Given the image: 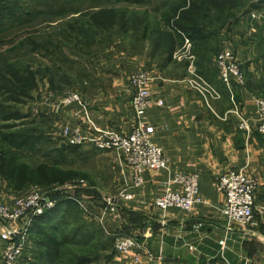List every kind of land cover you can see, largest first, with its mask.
<instances>
[{
  "label": "rangeland",
  "instance_id": "rangeland-1",
  "mask_svg": "<svg viewBox=\"0 0 264 264\" xmlns=\"http://www.w3.org/2000/svg\"><path fill=\"white\" fill-rule=\"evenodd\" d=\"M21 1L22 5H27L28 15L17 19L7 17L0 23V53L10 50V56L16 55L14 58H19L17 65L24 67L22 74H25V66L29 65L36 85L29 90V95L20 96L21 102L11 104L16 111L10 110L7 115L0 118V141L3 139L2 134L9 131L17 132L26 129L33 132L30 134L36 136V146L21 150L12 146L2 148L9 153L12 152L18 158L17 164L24 163L30 170H34L33 168L37 166H44L39 171L53 178H47L43 182L39 177H33L31 181L23 183V186H17L15 182H10L5 173H0V202L12 205L16 197L34 188L47 192L56 200L65 197L70 200L72 197L76 198L77 201L72 200L73 207L68 209L66 206L57 207L59 214L56 218L41 222L46 234L51 231L56 232L69 257L85 254L92 260L91 264H146L147 262H143L144 259L147 260L145 257L140 263H134L132 255L122 257L115 248V239L120 233L111 231L112 228L106 225L109 210L115 211L116 208L118 210L123 200H131L121 197L132 183L125 177L128 164L124 156L115 149H98L92 143L77 145L66 141L65 138L70 134L71 138L78 135V129L88 135L93 133L95 128L91 127L93 125L84 127L86 130L84 132L82 127L74 125L75 116L64 122V116L70 117L65 112L71 111L69 108L74 105L88 109L91 105L104 101L106 96L111 99L112 94H114L113 98H118L116 94L123 89L118 79L122 74L126 77L127 75L121 66L118 72L116 68L112 69L111 59L114 57L139 59L137 64L139 68L128 74L130 83L128 87L133 91L132 98L135 89L129 77L131 73L138 70L150 73L153 90L157 77L153 65L161 64L167 56L155 51L168 48L172 33L175 36L177 33L173 27L166 26L164 15L171 13L177 7L183 9L182 6L185 5V10L196 8L210 30L218 31L221 28L220 35H226L222 37L227 42L224 44V41L221 42L222 46L219 44L218 51L212 41L203 44V49H198L195 41L185 36L182 41L179 40V45L173 51L175 60L182 61L176 71H183L184 65L188 64L190 74L185 79L202 78L212 85V89L219 92L224 85L214 84L219 74L216 58L218 53L226 47L239 56L243 67L247 70V81L253 76L256 83H260L259 91L254 92L259 98H264V59L256 58L257 51L260 56L264 54V39H262L264 34L260 38L262 42L258 44L260 46L258 48L257 45L255 47L252 44L256 42L250 39V35L254 36V31L264 29V0L259 9L263 16L257 18L259 20L255 22V26L249 27L247 23L249 15L241 17V22L234 14V11L239 10H243L242 14L246 13L244 12L246 3H244L230 11L226 10L228 11L226 22L229 23L227 28L224 27L223 12L221 11V14L208 0ZM108 9H115V13L111 15ZM101 11H104V14L100 15L103 23L95 25L94 17ZM82 16L86 17L77 21ZM230 18L232 20H228ZM158 20L164 22H161V27L157 26ZM125 21L127 23L124 26ZM146 22H149L151 32L144 37L142 33ZM77 28L83 31L87 29L88 34L67 38ZM229 29L235 30L238 34L230 33ZM239 33H242L244 37ZM241 47L246 48L247 51L252 48L253 52H247L250 56L238 54L236 51ZM0 63L3 62L0 61ZM158 64L156 65L159 66ZM212 89L209 91L212 92ZM211 92H207V95H211ZM73 95H77L79 99L74 98ZM7 96L8 93L0 92V99H5ZM132 100H130L131 108ZM4 103L7 105L5 111H8L10 98H7ZM223 104L229 107L230 101L225 99ZM234 110L239 108L235 107ZM9 113L12 114L8 115ZM233 113L238 115L236 111ZM133 116L128 132L133 129L135 112ZM48 167L58 173L46 172ZM20 168L24 174L28 175L27 170ZM108 199L112 200L113 205L107 202ZM28 216L21 220V228L26 227ZM36 219L37 217L29 230L27 246L29 257L23 259L20 264H38L39 261H43L38 254L43 232L39 226H35ZM6 227L7 224L0 220V231L3 232ZM54 227H57L56 230ZM2 241L0 240V264L3 261L4 240Z\"/></svg>",
  "mask_w": 264,
  "mask_h": 264
},
{
  "label": "crops",
  "instance_id": "crops-1",
  "mask_svg": "<svg viewBox=\"0 0 264 264\" xmlns=\"http://www.w3.org/2000/svg\"><path fill=\"white\" fill-rule=\"evenodd\" d=\"M223 41L227 42L225 38ZM236 52L250 56L253 49L247 51L241 47ZM138 61L124 56L111 59L112 69L118 72L121 66L127 75L120 74L118 79L123 88L116 94L118 98H113L114 94L110 95L111 99L106 96L104 101L88 109L70 106L71 111L65 112L70 117L64 116V122L75 116L74 125L82 127L84 132V127L91 125L96 131L128 132L134 117L128 74L139 68ZM181 62H169L166 67L153 65L157 74L154 97L163 100L164 105L153 106L146 113L155 129L154 141L168 155L170 166L145 171L142 185H135L132 181L135 172L127 166L125 177L132 182L127 192L133 198L123 200L118 210H109L106 225L120 233L117 236L135 235L158 257L150 263L144 259L146 264H264V136L257 126L259 96L247 83L225 85L218 74L214 84L224 85L219 91L220 98H207L186 82L190 74L188 64L183 71H176ZM225 99L230 101L229 107L223 104ZM235 107L249 119L250 132L242 128V118L233 113ZM238 169L247 170L259 180L257 225L245 227L234 223L228 230L219 210L225 197L217 181L224 173ZM180 172L200 175L199 192L206 201L192 211L177 207L159 209L155 199L164 193L165 184ZM199 223L202 226L197 228ZM28 255L26 250L25 257Z\"/></svg>",
  "mask_w": 264,
  "mask_h": 264
},
{
  "label": "built area",
  "instance_id": "built-area-1",
  "mask_svg": "<svg viewBox=\"0 0 264 264\" xmlns=\"http://www.w3.org/2000/svg\"><path fill=\"white\" fill-rule=\"evenodd\" d=\"M256 17V14H253ZM177 57V53H175ZM216 64L219 70L221 81L225 85L246 84V73L243 63L234 51L223 48L217 55ZM193 72V70H191ZM131 83L135 89L132 98V108L135 112V123L130 132H117L110 130H100L83 134L80 129L78 135L73 138L67 136L66 141L72 144L92 143L98 149H115L124 156L128 166L135 172L133 181L135 185L144 183L143 173L145 171H159L168 169L170 159L164 149L154 141L155 129L147 120V110L153 106L164 105V101L156 99L151 87V76L148 71L138 70L130 74ZM189 85L205 97L220 98V93L212 89V85L202 78L186 79ZM212 89L213 91H209ZM211 92V95H207ZM74 98L79 97L73 95ZM258 107V131L264 136V98L257 99ZM242 118V128L247 132L251 131L249 119L242 111L235 110ZM198 173H177L168 183L165 184L164 193L155 199V205L161 210H168L170 207H177L183 210L192 211L197 204L206 200L199 192ZM219 189L224 194V201L219 206V210L225 217L228 230L234 223L245 227H254L256 222V195L259 189V180L250 175L245 169L230 170L218 178ZM176 186V189H174ZM124 199H132V194L125 192L121 194ZM76 200V198H73ZM80 202V200H78ZM109 204L112 200L108 199ZM58 200L40 190L34 188L28 193L16 197L14 203L6 204L0 202V220L7 224L6 229L1 233L4 240L2 264H20L27 258L29 241V230L35 217L44 214L46 211L57 206ZM113 205V204H112ZM29 215V216H28ZM28 216L26 227L21 228L20 222ZM199 223L197 228H200ZM116 251L122 257L132 255V261L140 263L143 257L149 261H155L158 257L147 250L135 235L118 236L115 239ZM160 262V259H159Z\"/></svg>",
  "mask_w": 264,
  "mask_h": 264
},
{
  "label": "trees",
  "instance_id": "trees-1",
  "mask_svg": "<svg viewBox=\"0 0 264 264\" xmlns=\"http://www.w3.org/2000/svg\"><path fill=\"white\" fill-rule=\"evenodd\" d=\"M209 3H212V6H215L216 9L222 14L225 15L224 20V27L227 28V25L229 26V23H227V12L234 9L235 7L240 6L241 4L246 5V10L243 13V10L239 11H234L238 21L241 20V17H246V15H249L248 18V25L249 27L255 26V22H257L261 18L262 11H260V7H262L261 2L263 0H208ZM24 5V4H23ZM22 5L21 0H0V23L7 17L11 19H17L21 18L22 16L28 15V10L27 5ZM186 5L180 9V7H177L176 9L172 10L171 13L164 15V20L166 22V26H171L176 30V36L172 33L170 45L168 48H161L158 49L155 52H158V54H167L166 58L164 59L161 64H158L159 66L166 67L169 62H176L174 58L173 51L177 46L179 45V40H183L185 36L189 37L191 40L195 41L197 48H202L203 44L206 43H214L215 44V49L218 51V46L223 42L222 34L220 35L221 28H219L218 31H213L210 30L209 28L206 27V24L204 23L205 20L204 18L199 15L198 11L196 8H188L185 10ZM244 7V8H245ZM240 8V7H239ZM180 9V11H179ZM248 9V10H247ZM251 9H253L251 11ZM109 10V9H108ZM189 10V11H188ZM226 10H228L226 12ZM111 11V15H113L115 12L114 10H109ZM106 11V12H109ZM184 11V12H183ZM222 11V12H221ZM104 14V11H101L96 14L94 17L95 25H101L103 21L100 19V15ZM253 14H256L257 16L254 17ZM230 16V14L228 15ZM86 16H82L77 19V21H80ZM228 20H232L231 18ZM161 20H158L157 26L161 27ZM242 22V20H241ZM127 21L123 22L124 26ZM164 23V22H163ZM222 27V28H224ZM151 26L149 22H146L145 25L143 26V35L144 37L148 36V33L151 32ZM259 29V28H258ZM230 30V29H229ZM73 34L70 36H67V38L71 37L73 38V35H82V34H88L87 29L85 31L81 30L80 28L74 29ZM164 32V31H163ZM233 33L237 35L238 33H235V30L231 31L230 33ZM254 36L250 35V39L256 43H252L257 45V48L260 47L258 44L262 41H260L261 36L264 34V29H259V31H254ZM241 36H243L242 33H239ZM244 37V36H243ZM215 38L214 40H212ZM264 39V36L262 37ZM244 42H246L244 40ZM247 43V42H246ZM51 44H54L51 42ZM224 44V42H223ZM44 46V45H42ZM41 46V47H42ZM222 46V44H221ZM222 48V47H220ZM203 49V48H202ZM221 50V49H219ZM9 51L6 52H1L0 53V61L3 63H0L2 66H0V92H6L8 93V96L5 99H0V118H3L5 115L10 110L16 111L13 105L11 104H16L21 102L20 96H27L29 95V90L35 87L36 85V80L33 78L34 74H31L33 71H31L29 65L25 66V74H22L21 71L23 70L24 67L18 66V60L19 58L17 57L16 59L10 54ZM200 54V53H199ZM205 54V53H204ZM213 54V53H211ZM201 55V54H200ZM199 55V58L201 56ZM206 56V55H205ZM204 57V56H203ZM257 60L258 59H264V54L261 56L259 55V52L257 51L256 55ZM205 59V58H204ZM203 60V59H202ZM207 60V58H206ZM245 70V73L247 75V70L245 67H243ZM247 77V76H246ZM251 76L249 78V81L246 79L247 86L251 88V90L254 91H259V84L256 83L257 81L254 80ZM10 98V106L9 110L5 111L7 109V105L4 103L6 102V99ZM2 114V115H1ZM12 113H9L10 115ZM7 117V116H6ZM33 132H29L26 129H23V131H17V132H6L3 135V139L0 141V173H5L8 179L10 180L11 183L15 182L17 186H23L22 184L28 181H31L33 177H39L41 181L45 182L47 178L52 179L53 177L50 176H45L42 174L39 170L41 167L44 166H37L36 168H33L34 170H30L29 168L26 167V164L22 163L21 165L17 164V157L14 156L12 152H7L6 149L2 148L4 147H15L18 150L25 149V148H32L33 146H36V136H33ZM9 144V145H7ZM10 150V149H9ZM24 171H28V175L24 174L21 171V168ZM30 167V166H29ZM31 168V167H30ZM50 171V172H49ZM46 172L49 173H58L56 170H53V168L48 167ZM13 181V182H12ZM73 200V199H72ZM68 199V198H61L58 200L57 206L53 209H50L46 211L44 214L40 215L36 219L35 226H39L42 229L43 236H41L42 242L39 244V249H38V254L40 256V259H43V261H39L38 264H91V259H89L87 256L84 255H74L69 257L66 251L63 249V243L59 240V238L56 235V232L51 231L49 234H46L44 232L45 228L42 225V221H48V220H53L54 218L57 217L59 214V209L60 207L66 206L68 209L69 207H73V201ZM75 204V203H74ZM58 207V208H57ZM57 209V210H56ZM134 218V217H133ZM136 219V218H135ZM57 227H54L56 230Z\"/></svg>",
  "mask_w": 264,
  "mask_h": 264
}]
</instances>
